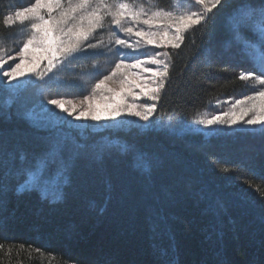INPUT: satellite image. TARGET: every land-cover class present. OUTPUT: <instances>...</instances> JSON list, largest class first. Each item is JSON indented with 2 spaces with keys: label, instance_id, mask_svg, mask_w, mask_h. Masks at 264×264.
<instances>
[{
  "label": "trees",
  "instance_id": "16d2710c",
  "mask_svg": "<svg viewBox=\"0 0 264 264\" xmlns=\"http://www.w3.org/2000/svg\"><path fill=\"white\" fill-rule=\"evenodd\" d=\"M31 2L0 0L3 70L30 33L28 25L5 26L3 17ZM237 2L224 0L179 49H166L169 75L154 116L187 121L217 99L253 91L239 78L251 64L224 43L225 17ZM101 56L68 58L60 80L45 83L44 98L85 95L97 77L87 71ZM5 90L0 79V98ZM17 111L0 112V264H264L262 129L208 136L164 125L60 131ZM57 134L88 146L66 172L61 197L18 192L21 153L31 159ZM139 154L147 170L136 165Z\"/></svg>",
  "mask_w": 264,
  "mask_h": 264
},
{
  "label": "snow or ice",
  "instance_id": "6c2138e0",
  "mask_svg": "<svg viewBox=\"0 0 264 264\" xmlns=\"http://www.w3.org/2000/svg\"><path fill=\"white\" fill-rule=\"evenodd\" d=\"M191 3L198 10L175 14L173 11L157 9L149 14L143 6H135L131 0H33L27 6L9 12L3 17L5 26L11 27L17 23L28 25L30 34L17 53L19 62L9 66V70H3L6 61L0 56V78H6L11 82L24 77L27 73H35L42 79L46 72H51L62 59L75 58L77 54H83L86 49L97 48L100 41L95 44L88 41L97 29L104 27L105 17H111V24L120 32L143 39L145 45H163L179 49L185 40V33L195 26L207 25L214 19L213 10L223 6L224 0H191ZM128 21L143 23L149 30L145 31L141 28L134 32L133 27L125 26ZM225 26L228 31L225 46L238 48L251 64V70L242 72L239 78L243 81L251 80L254 85L264 88V0H238L236 7L226 15ZM153 28L157 30L153 31ZM248 33H251V36ZM115 44L128 49L140 47L139 39L133 44L119 36L115 38ZM163 55L169 57L168 52H164ZM8 59L14 58L8 57ZM26 60L31 66L23 68L22 65ZM42 61L47 62L46 72L39 71ZM148 62L157 67L144 68L143 71L149 73L153 81L158 80L157 86L150 87L143 78L142 82L138 83L125 75L122 84L126 83L127 88L122 87L119 92L108 88L107 91L112 95H102L101 98L112 101L119 97L123 101L127 95L136 97L143 94L152 101L158 100L169 75V64L155 56L148 58ZM142 63L144 62L137 60L129 65L121 59L116 63L112 75L117 71L140 68ZM160 65L163 67H159ZM109 78L105 76L103 80H99L95 88H107L105 81ZM137 88L140 92L134 91ZM236 106H241L239 112L222 113L201 119L198 123L205 126L217 124L231 126L242 121L250 126L260 125L264 131V90L255 91L252 96H244L243 99L236 100L233 108ZM38 108L54 127H60L64 123L70 125L72 123L71 120L65 121L61 113H66L76 121L116 120L124 114L148 121L156 111L157 105L145 104L142 110H138L135 104L127 103H106L103 109L90 104L88 108L77 111L75 106L71 109L65 107L59 99H42ZM249 113H252L251 118L245 119ZM45 145L44 150L34 154L31 159H27L25 154L21 153L19 157L21 166L17 174L23 179L18 181L16 190L18 192L34 190L39 192L42 198L51 196L53 199H59L66 172L88 146L64 134L49 137ZM122 151H127V146ZM99 155L101 154H98V157ZM136 165L146 170L150 167L149 161L143 154L136 157Z\"/></svg>",
  "mask_w": 264,
  "mask_h": 264
},
{
  "label": "rangeland",
  "instance_id": "374dc122",
  "mask_svg": "<svg viewBox=\"0 0 264 264\" xmlns=\"http://www.w3.org/2000/svg\"><path fill=\"white\" fill-rule=\"evenodd\" d=\"M131 2L139 7L143 6L145 11L149 14L152 11L157 9H162L156 6V0H131ZM168 11H173L175 14H179L182 11H190V10H198L192 3L191 0H175L169 9H164ZM125 26L133 27L134 32L143 28L145 31H148L149 28L147 25L143 23H137L134 21H128ZM156 31V28L152 29ZM162 31V29H160ZM30 34V33H29ZM119 36L121 39H127L129 43H136L139 39L140 47L136 49H128L122 46H118L115 44V38ZM100 41L101 43L97 48L94 49H86L85 52L90 53H99L102 54L101 58L93 62L91 65V69L89 72L97 74L95 79L91 80L89 85H87V91L85 95L82 97H74V98H52L61 100L65 107L72 108L75 106L77 111L86 109L91 104L92 106H99L101 109L104 108L106 103H127V104H135L138 110H142L145 104L155 103L156 101H152L150 97L145 96L143 94L133 97L132 95H127L123 101L119 97H116L115 100L105 101L101 98V96H111L112 93L107 91L108 88L114 90L115 92H119L122 87L127 88L128 85L122 84V80H124L125 75L128 76L130 80H135L138 83L146 80L150 87L157 86L158 80L153 81L150 74L143 71L144 68H156V65L148 62V58L155 56L157 59L165 60L168 63V57L163 55L164 52H167L166 49L171 48L170 46H155V45H145L143 39L137 38L135 35L128 36L127 34L120 32L119 29L111 24V17H105L104 27L102 29H97L94 33L93 37L90 38L88 43H97ZM0 53H2L0 49ZM159 53V55H157ZM78 55V54H77ZM13 64L19 62V57L17 54L13 57ZM70 58V57H69ZM68 58L62 59L59 63H57L56 67L51 72H46V61L41 62V67L39 71L46 72V75L41 79L35 73H27L24 77L19 78L18 80L9 82L6 78H0L3 81L5 86V92L0 98V112L5 111L10 105H13L14 110H20L17 113L25 116L30 119L37 125L40 126H48L54 127L51 122L47 119V117L40 111L38 108V104L44 98V94L42 93L46 89L47 81H59V68L65 64V61ZM123 59L125 64H134L137 60H141L142 63L140 68H131L125 69L122 71H117L115 75H112L113 69H115L116 63L120 62ZM31 64L29 61H25V64L22 65L23 68L30 67ZM159 67H163L160 65ZM105 76L110 77L105 81V85L107 88L96 89L95 84L99 80H103ZM249 84L253 91L246 96L254 95L255 91L264 90V88L254 85L253 81L249 80ZM79 82V81H77ZM82 82V81H80ZM79 82V83H80ZM76 83V81H75ZM136 92H140V89H134ZM148 91V89H145ZM244 97V96H243ZM243 97H226L217 99L207 105V107L201 112L197 113L191 119L187 121L182 120H170L160 119L159 117L154 116V113L149 118L148 121H144L139 117L131 116L128 114H124L121 117H118L116 120H101V121H93L91 119H81L79 121L73 120L72 117H69L66 113H61L64 117L65 121L71 120V125L68 123H64L57 130L64 131V128L72 129V130H88V131H101L105 129H122L128 128L131 126L145 127L148 125H164L171 130H175L178 132H187V133H195L200 132L204 136L213 135V134H226L232 133L235 131H255L262 129L260 125L250 126L244 124L242 121L236 125H227V124H217L214 126H205L203 124L198 123L201 119H208L215 115H220L222 113H231L233 111L239 112L241 106H236L233 108L235 101L238 99H243ZM247 103V102H246ZM54 107V106H53ZM59 112V109H57ZM31 113V116H29ZM252 113H249V116L245 117V119L251 118Z\"/></svg>",
  "mask_w": 264,
  "mask_h": 264
}]
</instances>
